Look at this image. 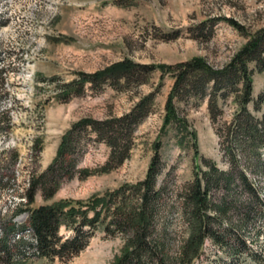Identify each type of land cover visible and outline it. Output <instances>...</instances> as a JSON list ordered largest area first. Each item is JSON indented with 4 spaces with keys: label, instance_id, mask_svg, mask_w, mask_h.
<instances>
[{
    "label": "rangeland",
    "instance_id": "obj_1",
    "mask_svg": "<svg viewBox=\"0 0 264 264\" xmlns=\"http://www.w3.org/2000/svg\"><path fill=\"white\" fill-rule=\"evenodd\" d=\"M225 19L234 21L240 30ZM261 28L264 0H0V173H13L0 184V237L4 224L26 221L23 210L31 175L46 171L72 125L84 118L120 117L141 97L153 94L149 114L133 131L127 159L106 169L110 149L85 139L74 176L62 180L50 196L38 188L27 205L29 209L41 205L62 209L61 241L77 236L73 223L83 216L92 219L100 211L94 228L81 229L84 250L75 257L49 260L28 246L32 237L24 230L10 236L11 242L19 237L26 241L23 259L13 257L9 263L0 259V264H117L128 250L130 233L116 230L109 217L111 209L122 204L114 193L124 187V197L137 205L132 187L144 180L155 143L160 144L161 160L155 189L164 184L166 193L159 210L163 218L155 221L154 229L166 227L165 263L217 264L218 249L209 242L198 259L187 262L183 257L189 230L180 207L199 156L222 170L229 167L216 129L232 120L236 111L233 96L220 102L217 124L211 120L207 98L185 96L174 104L186 127H165V102L173 84L170 74L153 70L142 74L140 80L145 83L137 86L134 82L101 86L87 82L80 88L78 79L81 73L91 74L121 60L158 68L197 57L219 69ZM72 82L75 85L64 98L62 87ZM252 83L255 98L264 91V71H255ZM247 107L261 116L253 111V104ZM259 152L264 160V149ZM255 162L245 157L240 164L253 168ZM256 169L261 171L260 166ZM79 170L85 175H79ZM248 175L264 191L261 173ZM237 220L236 216L232 219ZM252 225L242 230L256 237L253 247L259 251L264 245V217L254 221L256 228ZM257 230L259 235H254ZM246 264H264V258Z\"/></svg>",
    "mask_w": 264,
    "mask_h": 264
},
{
    "label": "trees",
    "instance_id": "obj_2",
    "mask_svg": "<svg viewBox=\"0 0 264 264\" xmlns=\"http://www.w3.org/2000/svg\"><path fill=\"white\" fill-rule=\"evenodd\" d=\"M225 21L240 30L241 27L234 21ZM153 70L170 74L173 78L165 102V127L169 124L186 127L185 119L179 115L174 104L185 96L207 98L209 114L214 124H217V118L222 114L220 102L233 96L236 108L232 120L216 129L229 167L222 170L211 160L199 156L193 181L182 193L180 211L189 230L183 257L187 262L198 259L203 253L205 242H209L218 249L216 254L219 257L215 260L217 264L260 262L261 258H264V245L259 246V251L254 249L256 237L246 235L243 230L252 224L251 228H256L254 221L264 217L263 186L258 184L257 179L248 175V172H260L261 178L264 179V160L259 152L264 149V91L254 98L252 83L254 72L264 71V28L251 34L231 59L219 69H214L204 59L197 57L174 65H161L158 68L121 60L91 74L81 73L78 85L82 88L87 82L92 86L134 82L137 86L145 83V79L140 80L142 74H149ZM207 84L211 85L207 87ZM74 85L72 82L62 87L64 98L69 95ZM152 102L151 93L141 97L130 112L120 117L84 118L71 126L63 136L56 157L46 171L36 176L31 175L25 193L26 209L23 212L27 213V219L24 224L10 221L2 226L0 259L3 262L9 263L13 257L23 259L26 241L19 237L11 242L10 236L24 230H29L28 233L32 237V240L27 242L28 246H32L39 256L49 260L75 257L84 250L86 243L81 239V229L94 228L100 211L96 212L92 219L83 216L80 222L73 223L72 229L76 231L77 236L61 241L58 232L64 216L62 209L49 205L29 209L27 205L33 201L38 188L50 196L62 180L74 176L77 154L85 147V139L103 143L110 149L105 163L106 169L119 166L129 157L133 145V131L149 114ZM249 104H253L254 112H261L260 117L252 114L247 107ZM33 149L38 150L37 142L33 144ZM159 149L160 144L155 143L154 155L144 180L132 187L138 202L136 206L132 202L129 203L128 198L122 194L124 187L114 193V198H120L122 204L117 209H111L109 217L112 218L116 230L125 232L126 235L127 232L130 233L126 240L128 250L117 264H166V227L164 225L159 231L154 229L155 221L163 218L159 210L162 197L166 193L164 184L155 189L157 176L161 172ZM194 151L197 152L196 148ZM245 157L248 160L256 159L253 168L240 164ZM15 159L16 155L13 154L12 160ZM259 166L261 171H256ZM78 173L85 175L82 170ZM12 175V171L1 172L0 184L9 181ZM218 192H221L220 195ZM234 216L238 217L235 222L232 221ZM105 229L109 230V227L106 226ZM254 235H259V231ZM222 253L226 254L223 258L219 255ZM238 259H242L241 263Z\"/></svg>",
    "mask_w": 264,
    "mask_h": 264
},
{
    "label": "built area",
    "instance_id": "obj_3",
    "mask_svg": "<svg viewBox=\"0 0 264 264\" xmlns=\"http://www.w3.org/2000/svg\"><path fill=\"white\" fill-rule=\"evenodd\" d=\"M9 1H11V2H12V0H9Z\"/></svg>",
    "mask_w": 264,
    "mask_h": 264
}]
</instances>
